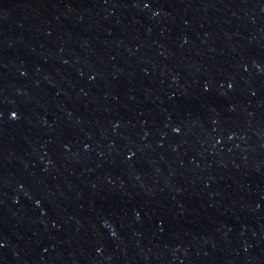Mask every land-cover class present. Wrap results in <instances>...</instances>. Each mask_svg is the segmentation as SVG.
Segmentation results:
<instances>
[{"label": "water", "instance_id": "1", "mask_svg": "<svg viewBox=\"0 0 264 264\" xmlns=\"http://www.w3.org/2000/svg\"><path fill=\"white\" fill-rule=\"evenodd\" d=\"M0 264H264V0H0Z\"/></svg>", "mask_w": 264, "mask_h": 264}]
</instances>
